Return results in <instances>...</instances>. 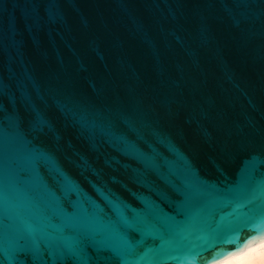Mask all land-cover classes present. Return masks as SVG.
I'll use <instances>...</instances> for the list:
<instances>
[{
	"label": "water",
	"instance_id": "1",
	"mask_svg": "<svg viewBox=\"0 0 264 264\" xmlns=\"http://www.w3.org/2000/svg\"><path fill=\"white\" fill-rule=\"evenodd\" d=\"M263 239L264 0H0V264Z\"/></svg>",
	"mask_w": 264,
	"mask_h": 264
},
{
	"label": "bare ground",
	"instance_id": "2",
	"mask_svg": "<svg viewBox=\"0 0 264 264\" xmlns=\"http://www.w3.org/2000/svg\"><path fill=\"white\" fill-rule=\"evenodd\" d=\"M214 264H264V239L249 245L243 252Z\"/></svg>",
	"mask_w": 264,
	"mask_h": 264
}]
</instances>
